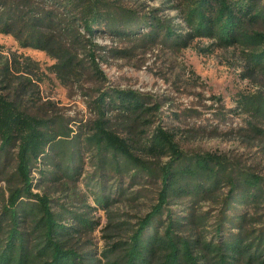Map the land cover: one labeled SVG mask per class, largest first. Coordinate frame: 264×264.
Listing matches in <instances>:
<instances>
[{
    "label": "trees",
    "instance_id": "trees-1",
    "mask_svg": "<svg viewBox=\"0 0 264 264\" xmlns=\"http://www.w3.org/2000/svg\"><path fill=\"white\" fill-rule=\"evenodd\" d=\"M53 2L72 14L65 25L51 12L37 16L36 9L13 0H0V24L25 45L46 51L56 60L55 67L61 74L77 76L89 61L103 78L96 62L102 47L91 36L98 28L119 37L131 36L141 22L126 12L112 11L104 0ZM260 2L185 0L186 23L192 33L188 38L176 34L153 15L142 21L149 26L145 37L154 41L163 36L170 45L182 47L194 36L216 39L224 46L246 44L253 50L248 54L252 69L264 71V33L253 30L258 21L264 20V6L259 7ZM7 69L8 65L0 67L3 73ZM244 99H251L247 102L250 108L264 115L261 98ZM93 106L97 118L83 147L79 135L72 136L70 128L62 130L52 126L51 119L29 115L21 110L16 96L0 93V152L7 155L12 148L17 149L15 169L8 177V194L3 193L0 199V264H103L93 252L74 246V235L92 230L93 222L73 210L56 212L49 196L35 192L33 176L34 169L44 174L38 168L44 161L54 163L57 170L63 169L65 175L74 179L80 171L84 150L90 148L96 149L101 172L110 169L121 176L128 175L132 181L142 176L158 178L160 185L152 210L139 220L126 241L103 252L104 264H264V214L246 213V207L258 209L264 204V178L239 172L211 154L188 157L173 136L160 129L142 146L157 157H170L156 167L135 152L133 138L119 133L120 129L134 131L148 120L144 116L151 108L144 106L141 94L130 90L102 91ZM108 106L122 110L115 120L107 117ZM224 182L230 186L227 192L219 190ZM96 185L101 186L98 190L92 188V195L102 206L116 200L111 199L112 192L124 191L118 185L107 191L103 180ZM187 197L192 203L183 214L169 208L173 200ZM202 200L221 205L211 234L204 227L206 213L197 214L194 207ZM65 216L76 219L79 228L67 224Z\"/></svg>",
    "mask_w": 264,
    "mask_h": 264
},
{
    "label": "rangeland",
    "instance_id": "rangeland-1",
    "mask_svg": "<svg viewBox=\"0 0 264 264\" xmlns=\"http://www.w3.org/2000/svg\"><path fill=\"white\" fill-rule=\"evenodd\" d=\"M13 1L36 9L37 16L51 12L64 25L71 19L72 14L53 0ZM104 1L112 11L136 16L141 24L136 34L127 37L113 35L104 28L96 29L91 36L102 47L96 62L103 78L95 73L89 61L77 76L61 74L55 67L56 60L46 51L25 45L0 24V67L8 65L6 73L0 71V93L16 96L25 113L51 119V125L62 130L70 128V134H78L80 146L85 147V138L97 118L94 100L102 91H134L141 94L144 106L151 108L144 116L148 120L134 131L120 129L119 133L135 140V152L142 159L156 167L170 160L169 156L157 157L142 147L160 129L173 136L188 157L211 154L239 172L264 178V115L250 108L247 102L251 99H244L264 101V71L252 69L248 61L251 47L224 46L204 36H194L183 47L170 45L163 36L148 41L145 34L149 26L142 21L150 15L176 34H185V38L192 34L186 23L185 0ZM260 6H264V0ZM253 30L264 33V20L258 21ZM108 108L107 117L112 120L122 112ZM16 152V148L7 155L0 152V199L3 193L8 194V177L15 169ZM95 152L92 148L84 150L80 171L74 179L65 175L63 169L57 170L54 163L44 161L38 165L44 174L34 169L33 176L37 184L35 192L49 196L56 212L73 210L93 222L92 230L74 235V246L93 252L104 264L103 252L126 241L139 220L152 210L160 185L158 178L142 176L132 181L128 175L121 176L110 169L101 172ZM55 160L59 161L56 157ZM100 180L105 182L107 191L117 185L124 189L118 194L112 192L111 199L116 200L107 206L100 205L92 195V188H100L101 185H96ZM221 186L219 190H230L226 182ZM191 201L188 197L176 199L169 208L183 214L190 209ZM194 207L197 214L206 213L204 227L211 234L221 205L202 200L194 203ZM246 213L264 214V204L258 209L248 206ZM64 218L67 224L79 228L76 219Z\"/></svg>",
    "mask_w": 264,
    "mask_h": 264
}]
</instances>
